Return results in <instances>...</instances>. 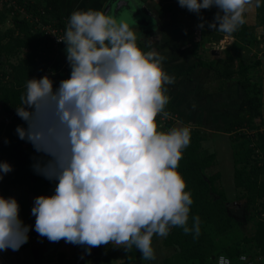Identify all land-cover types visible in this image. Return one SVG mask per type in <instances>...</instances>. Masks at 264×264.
<instances>
[{
    "label": "trees",
    "instance_id": "trees-1",
    "mask_svg": "<svg viewBox=\"0 0 264 264\" xmlns=\"http://www.w3.org/2000/svg\"><path fill=\"white\" fill-rule=\"evenodd\" d=\"M58 1L5 0L1 10L0 26L8 11L12 12L8 14L12 16L13 26L0 27V130L6 133L0 140V185L3 187L0 218L12 213L20 212L21 217L27 214L23 203L8 196L13 187L29 184L33 194L39 197L33 198L36 206L28 225L30 228L21 232L22 240L13 248L15 253L9 252L11 258L22 254V260L14 259L13 264H41L50 259L45 253L34 256L32 246L37 235L51 229L49 218L43 219V215H51V211L40 212L38 209L37 202L40 203L43 194L55 201L65 199V204L74 201L75 208L69 210L73 217L80 216L84 204L95 203L102 208L104 215L101 218L110 223L112 230L126 224L129 254L119 264H130L138 257L150 256L144 243L150 236L143 233L145 225L156 231L167 230L165 245L175 250L173 257L178 263L181 258L182 264H213V257L225 255L233 264H264V127H261L264 126V85L255 81L250 73L254 66L262 64V59L257 56L251 64L244 60L251 59L246 49L258 47L259 50L260 41L264 43V38L255 34L258 27L264 26V0L255 2L257 19L252 26L245 21V15L246 5L253 0H234L233 6L223 9H218L210 0H180L186 15L191 18L190 27L196 25L201 29L199 41L194 38V30L188 28L186 31L193 54L198 58L197 64L209 68L211 77L223 80L220 89L227 80L237 78L245 91L242 114L224 130L232 139L235 184L244 191L238 196L237 204L220 188L221 172L208 174L206 171L216 164L217 154L201 152L205 135L199 127L191 129L186 124L174 130L172 142L167 146L144 141L146 134L153 128L155 131L154 124L158 125L160 121L158 110L154 108L145 106L136 122L131 127H124L126 154L120 161L124 164L128 160V166L122 168L123 179L119 184L99 182L98 185L96 177L102 175V167L87 146L60 154L51 151V145L72 137L81 109L92 98L95 89L108 90L115 96L114 92L124 84L115 72L113 75L105 69L107 54L119 49L124 41L129 48L135 49L134 58L143 62L147 59L146 49L150 47L142 41L119 39L117 43L113 40L108 47L104 44L105 47L96 49L97 60L89 56L68 61L67 54L63 55L73 49L67 44L69 40L55 49L52 37L43 27L65 28L70 21L76 29L75 40L71 42L75 46L83 42L82 37L86 36L94 18H66ZM164 1L167 4L159 10L160 16L168 11L175 16L174 4L171 0ZM120 10L116 16L120 15ZM22 12L31 13L33 21ZM139 13L137 10L136 14ZM226 35L234 37V42L221 50L223 62L217 59L219 56L205 59L199 53L206 43H219ZM86 41L89 42V38ZM199 47L202 49L198 50ZM241 50L246 56L243 57ZM52 72L58 75L57 85L52 82ZM109 73L114 82L111 85L102 81ZM116 81L119 82L115 84ZM150 90L151 101L159 105L158 91ZM162 107L167 109L165 105ZM3 115H13L14 121L6 124ZM20 120L22 131L16 124ZM171 125V122L165 124L167 128ZM153 176H157L155 187L151 183ZM59 191H64L68 197H60ZM251 222L255 227L248 232ZM33 227L36 230L30 232ZM29 233L34 237L29 238ZM83 254L85 256V252L79 250L73 259L81 260V264L96 263L94 254L89 259L80 258ZM55 255L63 259L67 254L58 251L52 254ZM169 259L166 258L165 264H174Z\"/></svg>",
    "mask_w": 264,
    "mask_h": 264
},
{
    "label": "crops",
    "instance_id": "crops-1",
    "mask_svg": "<svg viewBox=\"0 0 264 264\" xmlns=\"http://www.w3.org/2000/svg\"><path fill=\"white\" fill-rule=\"evenodd\" d=\"M210 1L212 4L216 5L218 9L231 7L235 3L234 0L231 1V4L228 3L227 0ZM58 2L61 5L66 18L83 19L86 16H92L94 18V22L86 36L82 37L83 42L75 44L74 46L71 42L75 40V38L72 37L71 39H68V42L70 43L67 44L71 45L73 49L71 48L69 53L64 52V55H62L65 57L67 54L66 58L69 59L68 61L72 60L73 62H75L76 59H82L89 56H92L97 60L98 54L96 49L102 45V47H105L104 44L107 47L109 46L105 38L110 35L112 29L110 28L111 25H109L110 18H107V15L110 14V16H112L114 13H118V10L122 9L124 4L122 3V6H118L119 9L116 10L118 0L115 2H112L111 0H59ZM171 2L174 4L173 10L176 13L175 16H173L169 11L165 15L160 16L159 10L162 9L165 4H167V1H135L136 5H139V8L144 10V14L142 11L140 12L143 14L141 15V18L145 16L146 20L144 18L143 22L136 24L137 31L134 36L140 32H142L145 36L142 39H139V37H134L133 35L131 38H119L115 35H111V37L114 38L115 41L119 39H130L136 42L142 41L147 46L149 44L150 47L149 49H146L147 53L144 54L147 59L146 61L142 62V59L140 61L136 57L134 59L131 57L130 62L127 64L128 68L126 66V70L128 72V82L126 84H122L121 87L114 92L115 96L114 94H110L108 90L95 89L92 93V96L94 94V97L98 96L102 97V99L96 101L94 98H91L85 103L81 109V114H84V118H79L81 119V122H76L77 127H79L80 123L82 126H86L83 124L91 119L93 129L101 130L103 126L102 124H118L117 117H120L119 119L124 121V119L126 120L130 115L133 116V119L130 120V123L134 124L140 114L145 110L144 104L147 103L149 106L146 107L157 109V114L160 116L158 125L154 124L156 130L154 131L153 128V130L145 136L149 139L146 141L151 144L167 146L172 142V132L177 130V127L180 129L186 124L189 126L192 125L199 127L203 130H210L212 133L219 132L221 134H229L224 130L230 126L231 122L236 119L237 116L242 114L241 103L245 97L244 88L238 82V79L234 78L227 80L226 83L223 84V89H220V85H222L223 80L221 78L219 79L211 77V71L209 68H204L197 64L198 58L193 54L192 43L186 36V31L188 28L194 30V27H190L191 24L188 22V18H191L187 16L183 10L182 1L171 0ZM255 2L256 0H253L252 3H248L246 5V15L252 12L255 14V16H253L254 23L257 19ZM139 8L137 7V9ZM136 20L138 19L136 18ZM246 21L248 24L252 23L248 22V20ZM191 23L194 24L195 22L193 21ZM131 29L134 32L133 27H131ZM199 30L201 32V29ZM256 30L257 32L258 30L263 32L264 26L258 27ZM194 34V38L196 40H201V34L199 36L197 30H194ZM229 36L231 35H226L225 38L219 43H209L212 47L211 55L217 56L222 52L219 49H225L232 45V41L228 40ZM87 38H89V42L86 41ZM259 38H261V35ZM156 41L157 43L155 44L154 42ZM261 43L262 45H260ZM261 43H259L260 47L259 50H257L258 52L260 51L262 53L258 56L260 59H262V64L260 67H264V56H262L264 54V43ZM122 45L127 46V43L123 41L121 42V46ZM207 45L208 43L205 44L204 51L206 48H208ZM201 52L202 56L204 57L203 51ZM52 56H54V54H52ZM204 58L207 59V57ZM105 69L114 75V71L109 70L107 68V64L105 65ZM110 73L104 75L105 79L102 80L105 83H109V85L114 84L112 75ZM258 76L256 79L254 78L255 81H260V77ZM118 82L116 81L115 84ZM150 89H156L158 91L157 96H160V98H158V100H160L159 105L151 101ZM103 100H105L108 108H106L104 104H101ZM87 104L89 106L92 105V108L86 109L85 106ZM117 105L122 107L121 110L123 114L120 115L118 113ZM162 105L167 107V111L162 107ZM99 108L103 109V116H98L97 109ZM166 122H171V128H167V126H165ZM127 127L129 126L127 125ZM124 136L121 138L118 147H116V149L118 148L121 153L123 152V156L126 154V137L124 138ZM161 137L166 140L162 141ZM90 139L91 143L87 144L89 149L91 145H95V139L93 137ZM101 144L103 146L105 145L103 142H101ZM92 150L91 151L94 153L98 163L100 164V159L104 160V154H99V152L102 151H95V149ZM115 150H113V153L116 155ZM103 153L105 152L103 151ZM115 155L111 156V158L118 160V162H115L116 168H123L124 164L121 163L119 157H116ZM12 218V215L10 217H4L5 220H12ZM18 218L17 221H20V218ZM3 227L4 226L0 221V252L2 249L4 254L8 255L10 252L9 250L11 249H8V247L6 248L5 241L1 240H4L6 237H8L9 241L7 245L9 243L12 244L11 240L15 241L18 237L20 238V231H23L24 228L23 230L20 228H11L9 229V232L6 233L4 232ZM34 230L36 229L33 227V230L31 229L30 232H33ZM30 235L31 233H29L28 237ZM77 247L79 248V246ZM80 247L83 246L80 245ZM70 249V252L65 250V252L67 251L65 258L73 260L75 255L72 251L73 249ZM21 255L22 254H15L17 258L10 257L9 259L2 257L3 259H0V264H4L2 263L3 260H6V264H13L14 259L16 261L22 260L23 257H21ZM23 255L27 256L26 252H24Z\"/></svg>",
    "mask_w": 264,
    "mask_h": 264
},
{
    "label": "rangeland",
    "instance_id": "rangeland-1",
    "mask_svg": "<svg viewBox=\"0 0 264 264\" xmlns=\"http://www.w3.org/2000/svg\"><path fill=\"white\" fill-rule=\"evenodd\" d=\"M11 1L12 0H9V2ZM227 1L228 3L231 4V1L233 0H227ZM0 6H1L0 7V16H1L3 14L1 10L4 9L3 8L4 4L0 3ZM8 13L11 14L12 12L8 11ZM8 13L4 14L5 20L3 21V25H1L0 27L8 28V27L13 26L12 16L9 15ZM253 16H255L254 12L250 14L248 13V15H245V18H246L245 21L248 20V22H252V23H249L250 26H252L254 23ZM107 18H110L109 25H111L110 28L112 29V31L110 32V35H108L105 38L108 44L112 43L114 40V38H112L111 35H115L116 37H119V38L120 37L131 38L132 35L133 36L135 35L137 31L136 24L139 22L135 19V16L133 14H130L127 12H123V13L120 12L119 16H116V14L114 13L112 16H110V14L107 15ZM188 22H190L189 18H188ZM131 27H133L134 32L132 31ZM193 27H194V30H197V33L200 36L201 32L198 26L193 25ZM255 34H257L258 37L261 35L262 38H264L263 37L264 32L262 31L258 30L257 32L256 30ZM135 37L137 38L139 37V39H142L143 34L138 33ZM228 40L232 41V44H233L234 37L229 36ZM154 43L156 44L157 41ZM207 47L208 48H206L205 51L204 50H201V51H203L204 57H207L208 59H212V55H211L212 47L209 43ZM200 49L201 48L199 47L198 50ZM257 49L258 47L251 48V50L246 49V52L251 57V59H248V60L244 58L246 63L251 64L258 58L257 56L262 54L260 51L258 52ZM219 50L223 51V49H219ZM201 51L199 52L202 53ZM242 51L243 50H241V53H243ZM217 56H219L217 57V59H219L221 62L224 61V56H221L220 53ZM244 56L246 55H244L243 53V57ZM262 56H264V54ZM254 67L250 71L251 75H253L252 78L256 79L257 76L259 75L258 77H260L261 83L264 84V80H262L263 75H264V67H260V66L259 67L254 66ZM50 75L52 76V82L55 85H57V83L59 84L58 75L54 74L53 72ZM92 98H94L96 101H99L102 99V97H98V96L94 97V94ZM101 104H104V106L108 108L105 100H103ZM91 106L87 104L85 108L91 109L92 108ZM117 106H118V110H117L118 113L120 115L123 114L121 110L122 107L120 105H117ZM1 118H2V115H0V119ZM79 118H84V114H81L80 112L79 117L77 118L76 122L78 121L81 122V119ZM117 118H118V124L117 123L116 124H112V123L102 124L103 126L101 130L93 129L91 119L88 120V122H86L85 124H83L86 126H82V124L80 123L79 127H77L75 124V126L73 127L72 137L68 141L62 140V141H59L57 145H51L50 149L51 151L52 150L57 151V153L59 154L69 152L73 148L82 147L85 145L87 146V144L91 143L90 138L93 137L95 139V145H91L90 149L91 150L95 149V151H102V152H99V154H104L103 156L104 160L100 159V164L101 165L103 164L102 166L100 165L102 167L101 173L103 176L101 175V176L96 177V181L98 182V185H99V182L100 183L103 182L107 185H109L110 183L119 184L122 182V179H123V170L122 168H119V169L116 168L115 162H118V160L111 158V156L115 155L113 153V150H115L116 147H118L121 141V138L125 135L123 132L124 127H126L127 125L131 127V125L133 124V123L132 124L130 123V120L133 119V116L130 115L126 120L124 119V121L122 119H119L120 117H117ZM20 122L21 120L17 121L16 124L18 125V128L20 129V131H22L23 126H21L22 124ZM194 127L195 126H192L191 129H193ZM261 127H264V126H261ZM176 129L178 130L179 128L177 127ZM200 130L205 135V140H203L202 142L201 152L204 154L215 152L217 154L215 158L216 164L208 168L206 171L208 172V174H212V172L220 171L221 172V178L219 180L220 188H223L225 190L226 196L229 199H232V202L238 203V201L236 200L239 199L238 196L243 194L244 191L236 186L235 180H234V157H233L231 136L226 133L224 134L223 133L221 134L219 132L212 133V131L210 130H205V129L204 130L200 129ZM255 131L257 130L255 129ZM249 132H252V131H249ZM142 133L143 135L146 134L145 132H142ZM5 134L6 133L4 130H0V140H3L6 137ZM125 137H127V134L124 136V138ZM144 140L146 141L149 139L145 137ZM101 142H103L105 145L103 146ZM26 146H28V143ZM103 151L105 153H103ZM115 151H116L115 156L119 157V160H121L123 158V155H122L123 152L121 153V151L118 148ZM200 156H202V154H200ZM124 165L128 166V160L124 163ZM153 178H152L153 180H151V183L153 187H155V185H157V181H156L157 176H153ZM2 188L3 187L0 185V208H2L3 206L2 205L3 204L2 203L3 202ZM58 195L63 198L68 197V195L64 191H59ZM8 196H10V198H17L19 200L18 203H23L25 206V210L27 211V214H23L21 217L19 216L20 215V212H19V213H12L6 216V217H10L12 215L13 217L12 220L11 219L5 220L4 218H0L2 225L4 226L3 227L4 232L8 233L9 229L11 228H20L21 230H23V228L24 229L30 228L28 227V225L30 223V220L34 217L33 208H35L36 206L34 205L35 202L33 198L35 199L39 198L38 194L34 195L33 192L30 190L29 184H24L19 187H13L10 190V193L8 194ZM110 200H112V198H110ZM106 201L109 202V200H106ZM56 204H57L58 210L55 209L51 215H48V214L43 215V219L49 218L50 221L48 222L50 226H52L51 231L46 232V233L44 232L42 235H37L38 238L32 242L34 244L32 246L34 247L36 245L42 246V248H44L45 254L48 257H51L52 254L58 251L65 252V250H67L70 252L71 250L70 248H72L73 249L72 251L75 255L74 257L77 256V251L81 250L83 253L85 252V256L83 254V256H80V258H85L86 257L85 247H84V250L82 249V247H80L81 245L80 242L82 241L81 239H83L84 241V244H82L83 246H85V243L88 242V240H92L95 242L92 244L93 246L92 248H95L93 249L92 253L95 255L94 257L97 259L96 263L98 264H101V263L102 264H119L126 260L129 254V239H128L129 232L127 230L126 224L122 225V227L116 231L112 230L110 223L101 218V216L104 215V212L102 208H100L99 204L96 205L95 203H93L91 205H86V206L83 205L81 207L82 210L86 209V211L83 212V214L87 213V216H90L89 217L90 220H88V217L86 219V217L82 215L73 217L71 211H68V204L70 203L67 202V205H66L65 199L56 200ZM72 206L75 208V204H73ZM62 211H66V212L62 214ZM18 217L20 218V221L18 220L19 222L17 221ZM92 217L95 218V221ZM91 226L92 228H94V226L97 227L95 228L94 232H91V229H90ZM145 226L150 227L148 225H145ZM254 227H255L254 222L249 223L247 231L251 232ZM21 232L22 231H20V233ZM148 234L150 236L146 239L144 243L146 244L145 246L150 256L149 257H138L136 260H134V262H131L130 264H165L166 258L168 257H170L171 259V260L169 259V261L171 262L174 261V264L183 263V259L181 258H178L180 261L178 263V261H176V258L173 257L175 250L172 247H168L165 245V237L167 235L166 229H161L160 231H156L155 229L154 231H152L151 233L149 232ZM33 235L34 234L32 233L29 236V238H33L34 237ZM97 238H100L99 239L100 242H97ZM19 240H22V235L20 238L18 237L15 241L11 240L12 247L8 248V249H11L9 251H13V253H15L14 251L15 249L13 248L17 247ZM1 241H5L6 248H7L8 247L7 243L9 241L8 237H6L4 240L2 239ZM77 246H79V248ZM67 247H70V248H67ZM0 255H1L0 259H3L2 257L9 259L11 256L10 253L8 255L4 254L2 249H1ZM2 263L6 264V260H3ZM96 263L95 261H92V262L90 261L88 264H96Z\"/></svg>",
    "mask_w": 264,
    "mask_h": 264
},
{
    "label": "built area",
    "instance_id": "built-area-1",
    "mask_svg": "<svg viewBox=\"0 0 264 264\" xmlns=\"http://www.w3.org/2000/svg\"><path fill=\"white\" fill-rule=\"evenodd\" d=\"M5 0H0V3L2 4ZM16 8H18L16 6ZM21 11V10H20ZM25 16L29 17L32 19V14H25L22 12ZM36 20L38 18H35ZM43 29L46 31L48 35H50L53 39L54 43V48L57 49L61 45V43L65 42L68 39H71L76 32L75 27L68 22L66 27H55L53 25H48L44 26ZM135 54V50L132 48H128L126 45L120 46L119 49H116L109 53L107 55V68L111 71H114L117 76L119 77L120 81H122L124 84L128 82V72L126 70L127 64L130 62L131 57ZM144 106H149L147 103L144 104ZM103 109L99 108L97 109V114L98 116H103ZM14 116L13 115H4V120L6 124H10L14 121ZM162 141L166 140L162 138ZM169 140V139H168ZM12 244H8V248H11ZM51 259H45L43 263L41 264H81V260L79 259H73L69 260L66 258L61 259L59 256H51ZM242 259H245L244 256H242ZM29 264H40L38 262H32ZM213 264H233L232 260L225 256V255H220L218 257H215Z\"/></svg>",
    "mask_w": 264,
    "mask_h": 264
},
{
    "label": "water",
    "instance_id": "water-1",
    "mask_svg": "<svg viewBox=\"0 0 264 264\" xmlns=\"http://www.w3.org/2000/svg\"><path fill=\"white\" fill-rule=\"evenodd\" d=\"M112 2H115L117 0H111ZM136 0H118L117 2V5H116V10L119 9L118 6H122V3L124 4V8L121 9V13L124 12V10L127 12V13H130V14H133L135 16V19L137 18L138 22L137 24H140L141 22H143V19L141 18V13L140 14H136L137 13V5L136 3L134 2ZM53 204V201H52V198L48 197L47 195H42V198H41V201H40V209L41 210H47L49 209ZM43 205H45V207L43 208ZM155 229L152 228L151 226L150 227H146L144 226L143 228V233L144 234H147V233H151L152 231H154ZM88 250L90 252L91 250V246L88 245ZM36 253H38L39 255L40 254H44V248H42V246L40 245H37L34 247V256H37ZM215 258V257H213Z\"/></svg>",
    "mask_w": 264,
    "mask_h": 264
},
{
    "label": "flooded vegetation",
    "instance_id": "flooded-vegetation-1",
    "mask_svg": "<svg viewBox=\"0 0 264 264\" xmlns=\"http://www.w3.org/2000/svg\"><path fill=\"white\" fill-rule=\"evenodd\" d=\"M138 8H139V6H138ZM141 10H142V8H141ZM141 10H140V8H139V11L141 12ZM144 10H142V12H143ZM143 14H144V12H143ZM142 13H141V15H143ZM145 18V20H146V17L145 16H143V18L142 19H144ZM140 34H143L142 32H140ZM145 35L143 34V37H144ZM142 37V38H143ZM263 80H264V75H263ZM43 195H47V194H43ZM48 197H50V198H52V201H53V204H52V208L50 207L49 209H47V210H41L40 209V203L39 202H37L38 203V209H39V211L40 212H44V211H47L48 212V210L49 211H51V214L53 213V211L56 209V210H58V208H57V204H56V201L55 200H53V197H51V196H49V195H47ZM42 197V196H41ZM40 201H41V198L39 199ZM70 204H68V211L71 209V208H73V204H75L74 202H72V201H70L69 202ZM72 203V204H71ZM85 203V201H83V204ZM67 205V204H66ZM85 205V204H84ZM45 207V205H43V208ZM83 212H85L86 211V209L85 210H82ZM83 212H81V214L80 215H82V216H85L86 217V219H87V217H88V220H90V218H89V216H87V213H85V214H83ZM240 213H242V212H240ZM41 222H43V220H40V223ZM93 222V221H92ZM44 223V222H43ZM93 226V225H92ZM92 226L90 227V229H91V232H94V230H95V228H97L96 226H94V228H92ZM35 227V226H34ZM50 228H52V226L50 227ZM49 231H51V229L49 230ZM48 231V232H49ZM92 235V234H91ZM81 240H83V239H81ZM57 243H59V242H57ZM88 245H90L91 246V250H90V252H89V250H88ZM57 246V245H56ZM83 246V245H82ZM84 247H85V251H86V258L87 259H89L90 258V256L91 255H93V249H95V248H92L93 246L90 244V242H89V240H88V242H86L85 243V246H83L82 247V249L84 250ZM57 249H58V247H57ZM95 256V255H94Z\"/></svg>",
    "mask_w": 264,
    "mask_h": 264
},
{
    "label": "clouds",
    "instance_id": "clouds-1",
    "mask_svg": "<svg viewBox=\"0 0 264 264\" xmlns=\"http://www.w3.org/2000/svg\"><path fill=\"white\" fill-rule=\"evenodd\" d=\"M137 1H138V0H137ZM134 2H135V1H134ZM2 4H3V3H2ZM138 6H139V5H138ZM138 6H137V7H138ZM139 7H140V6H139ZM137 10L139 11V9H137ZM140 10H141V8H140ZM142 10H143V9H142ZM142 10H141V11H142ZM139 12H140V11H139ZM120 46H121V45H119V47H120ZM128 48H129V47H128ZM132 49H134V48H132ZM134 50H135V49H134ZM134 56H135V54H134L132 57L134 58ZM130 60H131V59H130ZM127 68H128V66H127ZM214 259H215V258H214Z\"/></svg>",
    "mask_w": 264,
    "mask_h": 264
}]
</instances>
